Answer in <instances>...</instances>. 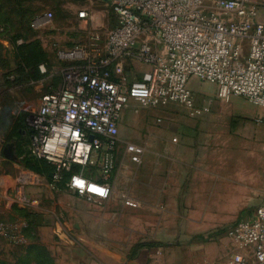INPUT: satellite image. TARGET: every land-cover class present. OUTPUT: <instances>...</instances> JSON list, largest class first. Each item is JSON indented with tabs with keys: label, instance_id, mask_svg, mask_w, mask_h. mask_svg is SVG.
Wrapping results in <instances>:
<instances>
[{
	"label": "built area",
	"instance_id": "built-area-1",
	"mask_svg": "<svg viewBox=\"0 0 264 264\" xmlns=\"http://www.w3.org/2000/svg\"><path fill=\"white\" fill-rule=\"evenodd\" d=\"M106 2L115 23L102 54L92 55L98 35L88 47L58 49V57L69 62L63 80L42 95L38 112L24 118L32 157L52 167L49 187L63 185L89 201H105L111 194L118 122L130 100L141 107L166 102L192 107L194 78L214 85L222 101L240 97L264 108V0ZM77 15L88 19L85 9ZM51 19L49 12L40 14L32 28H46ZM126 64L146 71L130 77ZM38 69L46 72L42 65ZM125 151L132 163L140 162L141 146L130 143ZM32 176L24 170L19 184ZM4 231L0 222V234ZM223 233L238 250L229 264H264V206Z\"/></svg>",
	"mask_w": 264,
	"mask_h": 264
},
{
	"label": "rangeland",
	"instance_id": "rangeland-1",
	"mask_svg": "<svg viewBox=\"0 0 264 264\" xmlns=\"http://www.w3.org/2000/svg\"><path fill=\"white\" fill-rule=\"evenodd\" d=\"M83 8L88 11L87 20L78 18ZM110 10L102 0H0V222L5 228L0 234V264H18L17 255L22 254L15 247L4 251L2 242L39 238L31 224L38 221L48 199L46 196L37 204L34 192L36 187L41 195L53 191L47 187L49 168L30 164L34 158L24 118L38 112L42 95L56 89L63 80L69 62L58 57V49L88 47L91 36L98 35L92 55L102 54L104 39L115 23ZM46 12L52 14L48 27L32 28L33 20ZM40 65L45 73H40ZM132 68L125 66L130 77ZM10 76L13 80L9 82L6 78ZM165 104L164 109L150 114L164 115L153 116L148 125L167 123L163 125L180 128L169 136L170 141L196 145L197 151L193 152L199 155L202 175L207 173L210 185L209 198L203 200L209 213L201 216V222L210 228L202 233L212 240L203 253L222 251L216 264H229V257L238 250L228 236L217 235V231L237 220L247 205H264V123L255 121L257 117L264 120V108L240 97L222 101L216 95H193L192 107ZM143 127L140 121L131 127L130 139L139 140ZM124 134L128 135L127 126L121 128L120 136ZM5 149L12 151L15 160L4 156ZM24 170L33 172L42 182L20 185L17 175ZM143 174L134 172L129 180L134 191L143 189L139 184ZM140 203L133 200L131 206Z\"/></svg>",
	"mask_w": 264,
	"mask_h": 264
},
{
	"label": "crops",
	"instance_id": "crops-1",
	"mask_svg": "<svg viewBox=\"0 0 264 264\" xmlns=\"http://www.w3.org/2000/svg\"><path fill=\"white\" fill-rule=\"evenodd\" d=\"M144 71L145 68L134 64L130 74L140 78ZM189 88L192 98L216 95L214 85L194 78L190 79ZM165 105L144 107L148 110L141 111L142 107L130 100L123 109L107 200L85 201L73 196L63 185L41 195L42 191L36 187L37 204L46 196L48 199L38 221L31 224L39 238L6 240L2 242L3 250L20 249L18 264H216L222 251L203 253L212 240L202 233L210 228L201 222V216L209 213L203 200L209 198L210 185L207 173L202 175L199 155L193 152L196 145L170 141L169 136L180 128L163 125L167 123L148 125L153 116L164 115L162 112L150 116ZM138 121L144 125L143 136L134 142L130 139L131 127ZM255 121L264 123L260 117ZM125 126L128 135L120 136ZM130 143L143 148L139 163L129 160L125 146ZM134 172H144L143 182L139 183L144 190L134 191L130 184ZM41 182L39 176H32L28 184ZM133 200L141 202L140 205L131 206ZM257 206L264 205H247L237 220L216 234L225 235V230L250 216Z\"/></svg>",
	"mask_w": 264,
	"mask_h": 264
},
{
	"label": "trees",
	"instance_id": "trees-1",
	"mask_svg": "<svg viewBox=\"0 0 264 264\" xmlns=\"http://www.w3.org/2000/svg\"><path fill=\"white\" fill-rule=\"evenodd\" d=\"M6 80H8L9 82L10 81H12V80H10V79H7L6 78ZM19 164L20 165H22V166H26L24 163H20L19 162ZM31 165H36V166H44V167H48L49 168V172H48V174H50V171L52 170V167H51V165L50 164H48L46 161H44V160H37V159H32V163H30ZM31 169V168H30Z\"/></svg>",
	"mask_w": 264,
	"mask_h": 264
},
{
	"label": "water",
	"instance_id": "water-1",
	"mask_svg": "<svg viewBox=\"0 0 264 264\" xmlns=\"http://www.w3.org/2000/svg\"><path fill=\"white\" fill-rule=\"evenodd\" d=\"M103 1H105V0H103ZM3 154H4V156H5L7 159H9V160H15V156L12 154V151L9 150V149H5V150L3 151ZM49 176H51V174H49Z\"/></svg>",
	"mask_w": 264,
	"mask_h": 264
}]
</instances>
